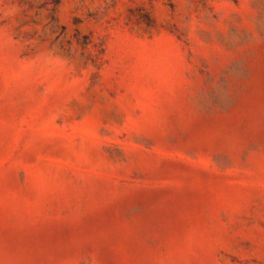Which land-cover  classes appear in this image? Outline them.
<instances>
[{"label": "rangeland", "instance_id": "1", "mask_svg": "<svg viewBox=\"0 0 264 264\" xmlns=\"http://www.w3.org/2000/svg\"><path fill=\"white\" fill-rule=\"evenodd\" d=\"M0 264H264V0H0Z\"/></svg>", "mask_w": 264, "mask_h": 264}]
</instances>
